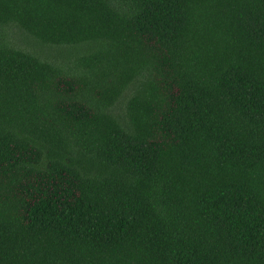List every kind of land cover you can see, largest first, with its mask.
Returning <instances> with one entry per match:
<instances>
[{"label": "trees", "instance_id": "16d2710c", "mask_svg": "<svg viewBox=\"0 0 264 264\" xmlns=\"http://www.w3.org/2000/svg\"><path fill=\"white\" fill-rule=\"evenodd\" d=\"M0 264H264V0H0Z\"/></svg>", "mask_w": 264, "mask_h": 264}]
</instances>
